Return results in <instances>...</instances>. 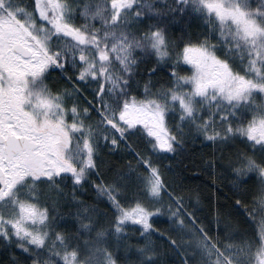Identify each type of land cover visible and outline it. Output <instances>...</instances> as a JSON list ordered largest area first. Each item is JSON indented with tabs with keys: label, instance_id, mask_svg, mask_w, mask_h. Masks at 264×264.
<instances>
[{
	"label": "snow or ice",
	"instance_id": "obj_1",
	"mask_svg": "<svg viewBox=\"0 0 264 264\" xmlns=\"http://www.w3.org/2000/svg\"><path fill=\"white\" fill-rule=\"evenodd\" d=\"M0 264H264V0H0Z\"/></svg>",
	"mask_w": 264,
	"mask_h": 264
},
{
	"label": "trees",
	"instance_id": "obj_2",
	"mask_svg": "<svg viewBox=\"0 0 264 264\" xmlns=\"http://www.w3.org/2000/svg\"><path fill=\"white\" fill-rule=\"evenodd\" d=\"M208 149L200 148L198 146H190L187 151L179 156L172 158L173 170L168 173L171 178H178L185 185V193L190 196L192 202H196L198 194L207 196L211 194L212 204L216 205L217 198H219L220 204L226 202L229 193L228 181L226 178H221L217 181L219 190L211 188L208 182L207 171L202 162V156ZM206 159V156L204 157ZM169 159H163L162 163L167 165ZM161 230L168 227L167 224L159 222L157 225Z\"/></svg>",
	"mask_w": 264,
	"mask_h": 264
},
{
	"label": "rangeland",
	"instance_id": "obj_3",
	"mask_svg": "<svg viewBox=\"0 0 264 264\" xmlns=\"http://www.w3.org/2000/svg\"><path fill=\"white\" fill-rule=\"evenodd\" d=\"M256 250L255 249H253V252H255Z\"/></svg>",
	"mask_w": 264,
	"mask_h": 264
}]
</instances>
